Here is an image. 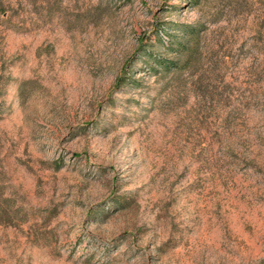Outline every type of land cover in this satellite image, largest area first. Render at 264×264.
I'll return each instance as SVG.
<instances>
[{
  "label": "rangeland",
  "instance_id": "1",
  "mask_svg": "<svg viewBox=\"0 0 264 264\" xmlns=\"http://www.w3.org/2000/svg\"><path fill=\"white\" fill-rule=\"evenodd\" d=\"M263 255L264 0H0V264Z\"/></svg>",
  "mask_w": 264,
  "mask_h": 264
},
{
  "label": "trees",
  "instance_id": "2",
  "mask_svg": "<svg viewBox=\"0 0 264 264\" xmlns=\"http://www.w3.org/2000/svg\"><path fill=\"white\" fill-rule=\"evenodd\" d=\"M167 26H171L172 24L170 23H167L166 24ZM188 33H190L191 35H196L195 31L196 29L194 27H188L186 28V30ZM183 43L180 42L179 45H182ZM153 56V55H152ZM153 60L158 64L160 65V67L164 68L165 71H169L171 70L172 68H177L178 67V64L176 61H170V60H159L157 57L153 58ZM248 264H264V255L262 257H260L259 259L257 260H254Z\"/></svg>",
  "mask_w": 264,
  "mask_h": 264
}]
</instances>
